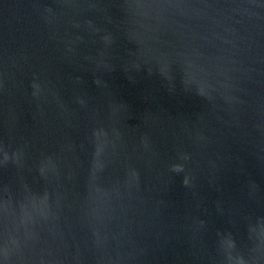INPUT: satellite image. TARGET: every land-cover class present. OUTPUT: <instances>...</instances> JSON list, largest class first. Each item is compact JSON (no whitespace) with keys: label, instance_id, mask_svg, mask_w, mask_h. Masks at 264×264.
<instances>
[{"label":"water","instance_id":"95a60500","mask_svg":"<svg viewBox=\"0 0 264 264\" xmlns=\"http://www.w3.org/2000/svg\"><path fill=\"white\" fill-rule=\"evenodd\" d=\"M0 264H264V0H0Z\"/></svg>","mask_w":264,"mask_h":264}]
</instances>
